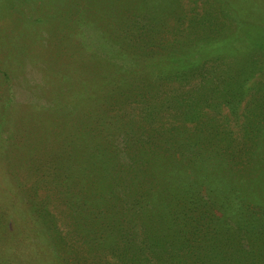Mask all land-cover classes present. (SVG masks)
<instances>
[{"label": "trees", "instance_id": "trees-1", "mask_svg": "<svg viewBox=\"0 0 264 264\" xmlns=\"http://www.w3.org/2000/svg\"><path fill=\"white\" fill-rule=\"evenodd\" d=\"M152 1L0 0V71L10 84L34 71L30 88L45 96L21 102L11 88L7 117L0 108L5 125L8 109L18 111L30 146L50 153L35 154L37 183L49 194L36 201L35 190L23 210L39 216L23 256L45 264H264V191L248 198L236 186L245 175L231 166L245 160L239 146L264 150V82L253 80L264 71V0H214L172 28L164 23L170 12ZM84 59L80 74L103 93L106 84L98 102L73 73ZM51 86L61 88L58 102H48ZM74 86L82 92L67 97ZM110 86L123 98L107 97ZM48 198L59 204L58 223ZM18 242L0 243V256L11 248L15 259Z\"/></svg>", "mask_w": 264, "mask_h": 264}, {"label": "rangeland", "instance_id": "rangeland-1", "mask_svg": "<svg viewBox=\"0 0 264 264\" xmlns=\"http://www.w3.org/2000/svg\"><path fill=\"white\" fill-rule=\"evenodd\" d=\"M214 0H154L152 4L159 8H164L165 10L169 11L170 13L164 18L165 25L168 24L169 28L175 27V21L182 16L185 17L184 22L190 23V18L194 17L193 15L195 12L201 13L202 11L206 12L211 9V3ZM178 10H182V13H179ZM175 15V17L173 16ZM177 23V22H176ZM188 24H185L182 29H186ZM232 33V32H231ZM161 34L165 35L164 30L161 31ZM170 36H168L169 38ZM166 49L162 50L161 52L165 53ZM167 52V51H166ZM86 59L84 62H80V66L74 67L73 73H75L81 84L84 86L85 91L83 94L86 95L87 99L93 102H98L101 98L105 96L106 92V84L104 82V93L100 89V86H97L94 83H91L90 79L83 77L80 72L83 68H85ZM4 68V65H3ZM264 70V69H263ZM32 73V74H31ZM264 71H258L253 75V80L255 79V84H261L259 82H264V76H261ZM13 82L10 84L8 82V78L4 76L3 70L0 71V108H2V115L5 116V109L8 104H10V95L9 90L12 89L14 93V98L17 101L26 102V101H33V102H42L45 96L41 94L36 89H32L34 83L37 82V75L32 70H26L24 73H18L16 77L12 80ZM118 84L119 80H115ZM78 82V81H77ZM13 84V85H12ZM60 86L54 88L51 86L48 90L49 96H47L48 102H58L59 98L56 96V91ZM71 87V86H68ZM76 90L67 92V97L74 96L75 94H80L83 89L77 88L74 86ZM29 88V89H28ZM113 88V86L108 87L106 96L112 99L120 100L123 97L118 94V92L109 91ZM33 91V96L29 94V91ZM113 90V89H112ZM11 91V92H12ZM164 92H167L164 90ZM145 92H140L143 94ZM61 93L60 95H62ZM165 96H167L165 94ZM66 100L67 97L63 96ZM71 97V98H72ZM148 97V96H147ZM149 98V97H148ZM164 98V96H163ZM46 99V100H47ZM129 101H132L130 99ZM139 102V98H136V101ZM245 102L238 105L236 108H233V112H238L239 109L243 107ZM229 112L232 110L231 108L226 107ZM9 110V118L11 122L7 125L4 124V118L0 116V123L3 126L2 132H0V142L7 145V148L0 150V243L1 246H5V243H9L14 239L15 236L19 240H22V243L18 242L17 248H19L20 254L16 255L15 259H11L12 254L11 251L15 252V250L7 249L6 254L4 257L0 256V264H45L39 259H33V257L23 256V251L25 250L26 253H29L31 248L28 245V239L34 238L36 230L38 231V226L36 227L34 224L36 223V218L39 216L27 217L25 216V212L23 210L31 209V201L34 199L33 194L35 190H37V198H45L47 193L43 185H38L37 183L39 172L36 173L38 167V161L35 159V154L38 156H50L49 152H43V145L37 146H30V137L28 138V132L23 128L24 122L23 117L20 113L14 109ZM7 117V116H5ZM16 124V125H15ZM237 128V126H236ZM10 130V132H7ZM238 129H236L237 133ZM6 133L13 134L11 137L4 135ZM28 139V142L27 140ZM32 140V139H31ZM26 141V144L24 143ZM253 147V145H252ZM3 148V147H2ZM239 151H237L238 157L243 155L245 160L237 158V162L231 163L232 169L236 173L244 174V177H241V180H237L240 183L235 184L237 188L243 184L244 189L248 188L247 196L248 198L252 197V192L256 190L264 191V150L262 149H253L249 150V146H239ZM27 149V151H26ZM252 151V152H251ZM203 152V151H202ZM251 152V153H248ZM256 152V153H253ZM201 153V152H200ZM199 153V154H200ZM250 154L251 157H248ZM52 155V154H51ZM7 163H6V160ZM27 159V163H26ZM46 186V185H45ZM47 189V187H46ZM254 190V191H253ZM12 191L15 193H19L21 197L16 198L15 195L12 196ZM235 191V190H234ZM242 191V190H241ZM240 191V192H241ZM236 192V191H235ZM49 194V193H48ZM54 196V195H50ZM24 197V198H23ZM58 199V196H56ZM11 198V199H10ZM20 199L22 201L23 206H17L13 210L10 209L9 212L7 211L8 208L11 206V203L16 200ZM48 200L51 202L48 205L49 210H51L52 214L54 215V221L58 223L59 215H58V207L57 201H51L50 198ZM34 219V220H33ZM33 220V221H32ZM40 229V228H39ZM16 233L14 235V233ZM37 233V232H36ZM36 236V235H35ZM22 254V255H21Z\"/></svg>", "mask_w": 264, "mask_h": 264}]
</instances>
